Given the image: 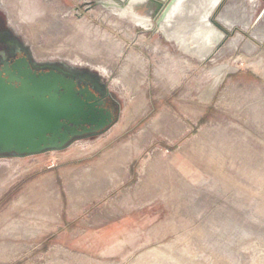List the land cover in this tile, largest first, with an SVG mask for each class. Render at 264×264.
<instances>
[{
    "label": "rangeland",
    "instance_id": "1",
    "mask_svg": "<svg viewBox=\"0 0 264 264\" xmlns=\"http://www.w3.org/2000/svg\"><path fill=\"white\" fill-rule=\"evenodd\" d=\"M86 1L0 0L35 63L119 102L64 149L0 154V264H264V0L224 1L206 61Z\"/></svg>",
    "mask_w": 264,
    "mask_h": 264
},
{
    "label": "water",
    "instance_id": "2",
    "mask_svg": "<svg viewBox=\"0 0 264 264\" xmlns=\"http://www.w3.org/2000/svg\"><path fill=\"white\" fill-rule=\"evenodd\" d=\"M224 1L91 0L84 5L86 10L98 5L114 9L121 18L155 28L184 53L206 61L228 35L216 19ZM129 7L147 24L119 13ZM145 8L150 10L147 15L141 11ZM35 67L27 57L0 67V154L25 156L61 150L78 137L111 126L112 114L96 107L97 102L91 103L96 96L88 89H78L68 71L57 66L39 72Z\"/></svg>",
    "mask_w": 264,
    "mask_h": 264
},
{
    "label": "flooded vegetation",
    "instance_id": "3",
    "mask_svg": "<svg viewBox=\"0 0 264 264\" xmlns=\"http://www.w3.org/2000/svg\"><path fill=\"white\" fill-rule=\"evenodd\" d=\"M82 7L86 10L85 5H83ZM152 8H154V5ZM128 11L130 12V15L136 16L131 11V8ZM141 11H143L147 15L150 10L148 8H145L142 9ZM137 18L139 19V23H141L140 18L139 17ZM21 57H27L32 64L33 63L36 64L35 69L39 72L48 71L52 68L57 67V65H48V64L39 65L38 63H35L34 60L32 59L29 50L25 47L23 43L18 41L13 34L7 31L6 32L0 31V67L3 68L5 63L12 64ZM92 65H96V64H92ZM68 75L75 79L78 89L80 90L88 89L96 96V99L95 100L90 99V102L91 103L97 102L96 107L104 109L105 112H110L114 118L113 121L114 123L118 116L119 102L113 96L109 88V85L105 83L102 78L98 77L96 74L89 71H77V72L69 73ZM85 96H83V98H87V94ZM108 128L109 127L99 131L98 133ZM85 135H89V134H85Z\"/></svg>",
    "mask_w": 264,
    "mask_h": 264
},
{
    "label": "bare ground",
    "instance_id": "4",
    "mask_svg": "<svg viewBox=\"0 0 264 264\" xmlns=\"http://www.w3.org/2000/svg\"><path fill=\"white\" fill-rule=\"evenodd\" d=\"M222 7V6H221ZM223 9V8H221ZM127 12H119L121 15L125 16V15H130V12L128 10H126ZM14 17V16H13ZM130 17L132 19H134L136 22L139 23V19L136 16H132L130 15ZM218 19L220 20L221 23H223V25H226L228 28H232L233 26H235L236 23V16L231 12V10L229 9V7H226L222 12H220V14L218 15ZM246 22V21H245ZM227 28V29H228ZM233 43V42H232ZM233 48V47H232ZM89 63L90 64H97L95 59H89ZM131 66V65H130ZM102 67V64H101ZM100 67V68H101ZM105 68V67H104ZM107 69V68H106Z\"/></svg>",
    "mask_w": 264,
    "mask_h": 264
}]
</instances>
